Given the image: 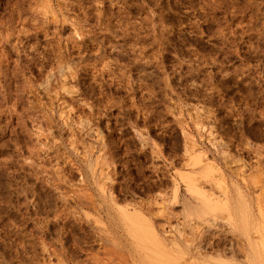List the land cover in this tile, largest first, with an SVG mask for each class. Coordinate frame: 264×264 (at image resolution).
Instances as JSON below:
<instances>
[{
	"label": "rangeland",
	"instance_id": "374dc122",
	"mask_svg": "<svg viewBox=\"0 0 264 264\" xmlns=\"http://www.w3.org/2000/svg\"><path fill=\"white\" fill-rule=\"evenodd\" d=\"M0 264H264V0H0Z\"/></svg>",
	"mask_w": 264,
	"mask_h": 264
}]
</instances>
